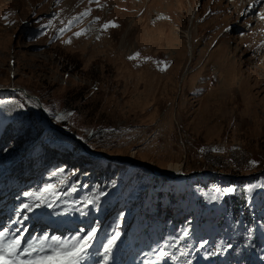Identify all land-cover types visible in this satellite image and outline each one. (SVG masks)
Here are the masks:
<instances>
[{
    "label": "rangeland",
    "instance_id": "374dc122",
    "mask_svg": "<svg viewBox=\"0 0 264 264\" xmlns=\"http://www.w3.org/2000/svg\"><path fill=\"white\" fill-rule=\"evenodd\" d=\"M241 1L0 0V87L37 96L52 125L97 155L48 126L32 98L0 91V181L17 162L32 172L0 184L5 240L83 238L80 264H264V0L246 16ZM106 161L115 171L100 179ZM169 162L182 168L162 192L187 197L188 209L201 197L198 227L196 216L190 227L161 221L145 197L159 177L149 168ZM239 184L254 226L223 210ZM219 215L226 224L215 227Z\"/></svg>",
    "mask_w": 264,
    "mask_h": 264
},
{
    "label": "trees",
    "instance_id": "16d2710c",
    "mask_svg": "<svg viewBox=\"0 0 264 264\" xmlns=\"http://www.w3.org/2000/svg\"><path fill=\"white\" fill-rule=\"evenodd\" d=\"M59 128L63 129L64 127H59ZM73 142H75V141H73ZM40 146H43V144H41ZM17 163H16V165H17ZM16 165L13 166L14 169L10 170V172H9L10 175L5 180L0 181V184H7L10 181L12 182L13 179H17L16 177L18 174L20 175L21 173H24V172H25V174H30V175L32 174V172H30V167L28 164H26L22 168H19L18 166L16 167ZM17 169H19V170H17ZM84 171H85V169L83 170V168H82L75 173V175L77 176V179L82 177V175L85 173ZM101 171L103 173L101 172L102 174H101V176H99L100 179L105 178V176H104L105 173L108 174V176H106V177H108V178L112 177L113 171H115V166L110 161H106L103 168L101 169ZM94 177H97V176L95 175ZM159 178H161V179H159ZM166 181H167L166 176H164V177L160 176V177L153 178L152 181H150V189L148 190L149 192H148L147 196H145V197H147V199L150 202L149 205H152V207L155 208L156 218H160L159 214L161 212H163L164 217L161 219V221L165 220V222L167 224L176 225L177 223L173 221V217L175 219L176 217L180 216V220L178 221V224L180 223V221H182L183 225H188V227H190L194 222L193 221L194 217L196 216V227H198V223L201 220V218L204 215V212L206 210V206H205V203L202 200V198L201 197L193 198L191 201L193 208L188 209V208H186V206L189 205V199L187 197H183L181 195L179 197L178 194L173 192L171 187H169L167 189V192H165V193L162 192L164 187H165ZM184 181L186 184L189 183L188 178H184ZM245 191H246V188H244V185H241V184L236 185L234 187L232 193L223 198V200H222L223 201V210L230 212L231 219L236 220V219L242 218L243 221L246 222L248 225L254 226L255 222L253 221V218L249 212V208L247 205V196L245 194ZM152 193H154V198L152 197ZM162 196H166L167 203H168L167 207H169V208L174 207L175 203L177 204V203L183 202L185 205L184 212L176 213L177 216H173V215H176V214H174L173 211L164 210L163 208H161L158 200ZM262 197L264 200V192L262 194ZM144 211L145 212H143V215H142L143 221H145L148 225L153 223L155 217H153L146 210H144ZM260 218H261V221L264 223V211L260 215ZM225 224H226V220H225L224 215L217 216V218L212 222V225H214L215 227H220L221 225H225Z\"/></svg>",
    "mask_w": 264,
    "mask_h": 264
},
{
    "label": "snow or ice",
    "instance_id": "6c2138e0",
    "mask_svg": "<svg viewBox=\"0 0 264 264\" xmlns=\"http://www.w3.org/2000/svg\"><path fill=\"white\" fill-rule=\"evenodd\" d=\"M252 163L255 164V161H252ZM51 187V185L48 186L49 189ZM36 206L39 207V204ZM23 208L32 211V208L28 205H23ZM7 232V229L0 231V264H80L87 252V241L85 240L81 244L83 238L70 243L56 236L37 238L35 242H28L27 246L21 249V240L18 235L13 236L10 240L4 239ZM93 234L94 232L87 233V238L90 240ZM114 239L115 237L108 241L109 246L114 243ZM49 240H51V243H49ZM108 250V248L105 249L106 252ZM33 253L37 255L32 256ZM21 254L32 256V259L21 260ZM53 255L55 259H51Z\"/></svg>",
    "mask_w": 264,
    "mask_h": 264
},
{
    "label": "bare ground",
    "instance_id": "6f19581e",
    "mask_svg": "<svg viewBox=\"0 0 264 264\" xmlns=\"http://www.w3.org/2000/svg\"><path fill=\"white\" fill-rule=\"evenodd\" d=\"M123 1V0H122ZM258 2V5L261 3V0H243V2L241 1V3L240 4H238L239 5V7L236 5L235 6V8H240L241 9V13H242V16H246V15H248V14H250L251 13V11H253V10H255V9H253V7H254V3H257ZM263 2V1H262ZM110 3V2H109ZM138 3V2H137ZM264 3V2H263ZM68 4V3H67ZM83 4V3H82ZM164 4V3H163ZM178 6L180 5V2H177L176 3ZM66 5V4H65ZM130 5V4H129ZM100 6V5H99ZM152 6H154V5H152ZM152 6H151V8H152ZM164 7V6H163ZM120 8V7H119ZM172 8V7H171ZM242 8H243V10H242ZM256 8V7H255ZM233 9H234V7H233ZM239 9V10H240ZM70 10V9H69ZM81 10V9H80ZM220 10V9H219ZM260 10V9H259ZM147 11V10H146ZM178 12V11H177ZM209 13V12H208ZM240 13V12H239ZM240 13V14H241ZM88 16V15H87ZM177 16V15H176ZM264 16V15H263ZM99 17V16H98ZM103 17V16H102ZM128 17V16H127ZM130 17V16H129ZM257 17H258V15H257ZM260 17V16H259ZM87 18V17H86ZM179 18V17H178ZM96 19V18H95ZM104 20V19H103ZM263 20V19H262ZM91 21H93V19L91 20ZM232 21V20H231ZM88 22V21H87ZM100 22V21H99ZM261 22V21H260ZM90 23V22H89ZM173 23V22H172ZM117 24L119 25L120 24V21H117ZM165 24V23H164ZM252 24H254V23H252ZM89 25V24H88ZM77 26V25H76ZM242 26V25H241ZM190 27V26H189ZM136 28V27H135ZM90 29V28H89ZM131 29V28H130ZM261 29V28H260ZM259 29V30H260ZM157 30H159V29H157ZM156 29H154L153 31H151V32H155V31H157ZM161 30V29H160ZM159 30V33H161V34H164V35H166L164 32L162 33L161 31ZM182 31V30H181ZM263 31V30H262ZM108 32V31H107ZM184 32V31H183ZM185 35L188 37V35H189V29L187 28V30H185ZM94 36V35H93ZM247 38H249V37H247ZM172 39V38H171ZM222 39V38H221ZM223 39H225V38H223ZM222 39V40H223ZM238 39V38H237ZM190 40H192L191 38H190ZM252 41V40H251ZM172 42V41H171ZM187 42V41H186ZM219 42V41H218ZM231 42V41H230ZM234 42H235V40H234ZM88 43V42H87ZM108 43H109V41H108ZM229 43V42H228ZM254 43V42H253ZM99 44V43H98ZM165 45V44H164ZM223 45V44H222ZM222 45H220V46H222ZM95 46V45H94ZM250 46H255L254 44H250ZM256 47V46H255ZM233 48V47H232ZM237 48V47H236ZM109 49V48H108ZM226 49V48H225ZM229 49V48H228ZM261 49V48H260ZM215 50V49H214ZM227 50V49H226ZM256 50V49H255ZM259 51V50H258ZM101 52V51H100ZM253 53V52H252ZM224 54V53H223ZM209 55V54H208ZM226 56V57H225ZM233 56V55H232ZM211 58H213V57H211ZM221 58V57H220ZM223 58H228V56H227V54L226 55H224L223 56ZM229 59V58H228ZM249 59V58H248ZM263 59H264V57H263ZM211 60V59H210ZM258 60H260V59H258ZM225 61V60H224ZM262 61V60H261ZM252 62V61H251ZM263 63H264V60L262 61ZM217 63V62H216ZM235 63V62H234ZM263 63H262V65H263ZM222 64V63H221ZM220 66V65H219ZM258 66H260V65H258ZM202 67V66H201ZM221 68V67H220ZM211 69V68H210ZM223 69V68H222ZM237 70V69H236ZM235 70V71H236ZM244 70V69H243ZM254 72V71H253ZM196 73V72H195ZM246 73V72H245ZM244 73V74H245ZM219 74H221V73H219ZM239 74H241V73H239ZM185 75H186V71L185 72H183V74L181 75V78H183V77H185ZM226 75V74H225ZM259 75H260V73H259ZM196 76V75H195ZM222 76V75H221ZM232 76V75H231ZM238 76V75H237ZM251 76V75H250ZM219 77V76H218ZM253 77V76H252ZM231 78V77H230ZM241 78V77H240ZM254 78V77H253ZM192 79H194V78H192ZM246 79V78H245ZM196 80V79H195ZM221 80V79H220ZM223 80V79H222ZM228 80V79H227ZM243 80V79H242ZM247 80V79H246ZM259 80V79H258ZM241 81V80H240ZM239 81V82H240ZM257 81V80H256ZM227 82V81H226ZM239 82H238V84H239ZM222 83H224V82H222ZM228 83V82H227ZM230 83V82H229ZM241 84H242V82H240ZM257 83V82H256ZM259 84H260V82H259ZM226 85V84H225ZM230 86V85H229ZM244 86H246V85H244ZM256 86V85H255ZM221 87H222V85H221ZM208 90V89H207ZM213 91V90H212ZM230 91V90H229ZM262 91V90H261ZM264 91V90H263ZM208 92V91H207ZM207 92H206V94H207ZM225 92V91H224ZM226 94V93H225ZM245 94V93H244ZM218 95V94H217ZM27 97V96H26ZM29 98V97H28ZM262 98V97H261ZM245 99V98H244ZM244 113V112H243ZM49 122H50V120H49ZM212 123H214V122H212ZM50 124H51V122H50ZM64 135V134H63ZM65 137H66V135H65ZM133 159L131 158V157H128L127 158V161L126 162H129V161H132ZM130 163V162H129ZM132 163V162H131ZM181 168H182V164L181 163H178V162H169L168 164H167V166H166V168H165V170H164V172L166 173V174H168V175H175V174H178V173H180L181 172ZM157 171V170H156ZM160 172V171H159ZM160 177V176H159ZM164 177V176H163ZM159 179H161V178H159Z\"/></svg>",
    "mask_w": 264,
    "mask_h": 264
},
{
    "label": "water",
    "instance_id": "95a60500",
    "mask_svg": "<svg viewBox=\"0 0 264 264\" xmlns=\"http://www.w3.org/2000/svg\"><path fill=\"white\" fill-rule=\"evenodd\" d=\"M3 90H8V91H21L25 96L29 97V98H32L35 102H36V105H37V108L39 109L40 113H41V116L43 118V120L45 121V123L50 126L51 128L57 130L58 132H60L61 134H64L66 136H68L69 138H71L72 140H74L75 142H77L85 152H87L88 154L92 155V156H97L95 155L94 153L90 152L84 145H83V142H81L78 138H76L74 135H72L71 133H68L62 129H59L57 127H55L54 125L50 124L49 120V116L48 114L46 113V111L44 110L39 98L33 94H29L25 91L24 88L22 87H0V91H3ZM51 121V120H50ZM121 161H127L126 159H119ZM133 164V163H132ZM133 165H137V163H134ZM151 170L152 173L154 174H157L159 176H167L169 178H174L176 176H172V175H168L166 174L165 172L161 171V172H156L154 171L153 169L149 168Z\"/></svg>",
    "mask_w": 264,
    "mask_h": 264
}]
</instances>
